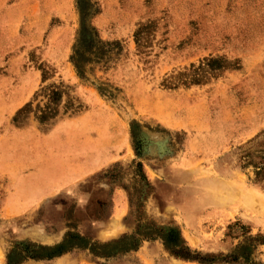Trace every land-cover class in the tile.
<instances>
[{
  "label": "rangeland",
  "instance_id": "1",
  "mask_svg": "<svg viewBox=\"0 0 264 264\" xmlns=\"http://www.w3.org/2000/svg\"><path fill=\"white\" fill-rule=\"evenodd\" d=\"M83 24L106 45L82 79L70 56ZM0 59L15 79L3 92L33 82L0 127V264L15 243L70 232L140 242L107 259L75 248L20 264H200L144 237L151 226L179 231L212 264H247L229 259L240 244L264 264L251 241L264 235V0H0ZM47 107L56 116L39 122ZM46 133L49 187L33 172ZM103 149L105 167L66 181Z\"/></svg>",
  "mask_w": 264,
  "mask_h": 264
},
{
  "label": "trees",
  "instance_id": "2",
  "mask_svg": "<svg viewBox=\"0 0 264 264\" xmlns=\"http://www.w3.org/2000/svg\"><path fill=\"white\" fill-rule=\"evenodd\" d=\"M81 9V8H80ZM83 7L81 10H86ZM85 14V13H84ZM88 14H86L87 16ZM106 45L101 39L98 38L96 30L93 26H87L83 24L78 30L76 42L73 46L70 56V62L75 70L76 75L79 78H84V68L90 62H99L103 57L104 46ZM213 60H210L211 62ZM52 102H58L61 98V92L59 90L51 91ZM55 108L47 107L42 110L40 116L36 117L39 122H44L46 119H51L56 116ZM14 118V117H13ZM148 231L144 233V237L150 238L151 235H155L163 241L166 249L175 257L197 261L200 264H212L213 259L206 256H200L198 253L193 252L186 245V242L182 239L179 231L172 228L160 229L155 226L147 227ZM154 234H150L151 232ZM251 241L264 244V235L258 236V239ZM140 240L135 235H123L118 239H114L109 242L99 243L92 242L87 238L81 237L78 233H68L64 239L53 246H46L36 243H15L6 254V264H20L22 261L31 259H52L58 257L72 249L79 248L88 250L93 256L111 258L118 253H125L131 250H136ZM252 255V246L247 244H240L235 253L229 256L230 261L242 260L249 264Z\"/></svg>",
  "mask_w": 264,
  "mask_h": 264
},
{
  "label": "crops",
  "instance_id": "3",
  "mask_svg": "<svg viewBox=\"0 0 264 264\" xmlns=\"http://www.w3.org/2000/svg\"><path fill=\"white\" fill-rule=\"evenodd\" d=\"M2 64L0 59V65ZM17 79V78H16ZM15 81L14 75L7 74V75H1L0 76V127L5 126L8 123V120L10 116L14 113L15 110L20 107V105L23 103L24 95L26 94V90L31 87L33 82H30V77L23 78V82H26V85L23 84V88L19 91L11 90L9 93H5L2 91L1 86L4 87L6 84H9L11 82ZM29 81V82H28ZM52 134L46 133L39 135V140H37L36 148H34V151L36 152V155L34 156V163H33V172L35 175H38L40 179H42V185H45V183L48 184V187L53 184L54 182H43L45 178L47 177L46 174L50 176L52 172L56 171V146L55 143L56 140L50 139ZM85 148V147H84ZM84 151V150H82ZM85 152V151H84ZM83 153V152H82ZM108 151H105V149L100 150L95 154L94 159L92 161H87L84 164H76V166H73L72 169L74 172L71 174L70 177L68 175L65 176V179L67 178V182L69 180L70 183H72L75 178L80 179V176H85L89 173H95L96 171H99L103 167L107 165L108 161ZM65 165V164H64ZM5 167L4 163L0 161V173L5 174L7 176H10L9 170L2 168ZM64 169L66 171L67 167L62 166L60 168V171H63ZM22 177V176H21ZM74 183V182H73ZM68 185H70L68 183ZM113 228H119L113 226Z\"/></svg>",
  "mask_w": 264,
  "mask_h": 264
},
{
  "label": "bare ground",
  "instance_id": "4",
  "mask_svg": "<svg viewBox=\"0 0 264 264\" xmlns=\"http://www.w3.org/2000/svg\"><path fill=\"white\" fill-rule=\"evenodd\" d=\"M113 229V228H112ZM113 231H115V230H113ZM105 234H108V233H105ZM109 234H110V231H109Z\"/></svg>",
  "mask_w": 264,
  "mask_h": 264
}]
</instances>
